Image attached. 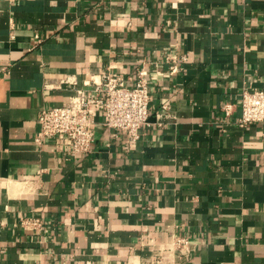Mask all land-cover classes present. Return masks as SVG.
Instances as JSON below:
<instances>
[{
    "label": "crops",
    "instance_id": "obj_1",
    "mask_svg": "<svg viewBox=\"0 0 264 264\" xmlns=\"http://www.w3.org/2000/svg\"><path fill=\"white\" fill-rule=\"evenodd\" d=\"M141 69L136 142L96 124L86 156L36 144L41 109ZM245 88L264 90V0H0V264H152L180 236L190 254L164 264H264V121L237 124Z\"/></svg>",
    "mask_w": 264,
    "mask_h": 264
},
{
    "label": "built area",
    "instance_id": "obj_2",
    "mask_svg": "<svg viewBox=\"0 0 264 264\" xmlns=\"http://www.w3.org/2000/svg\"><path fill=\"white\" fill-rule=\"evenodd\" d=\"M173 68L175 64L170 66ZM125 80L122 74L106 70L97 79L90 76L85 81L87 87L74 88L66 103L41 109L34 137L36 144L40 146L52 140L64 147L68 158L86 156L91 153L96 124L123 133L131 142H136L141 131L150 126L147 71L138 70L129 84ZM63 82L73 83L68 79ZM238 105L241 114L237 124L240 127L264 121V90L243 89ZM233 106L229 102L224 104L226 116L231 115ZM190 252L191 242L187 236L173 237L170 254L158 255L151 263L164 264L171 255L187 257Z\"/></svg>",
    "mask_w": 264,
    "mask_h": 264
}]
</instances>
